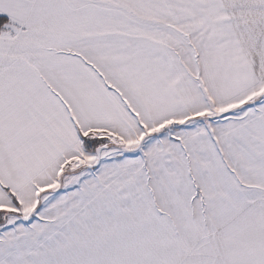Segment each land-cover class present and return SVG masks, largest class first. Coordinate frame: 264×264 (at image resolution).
Instances as JSON below:
<instances>
[{
    "label": "snow or ice",
    "instance_id": "6c2138e0",
    "mask_svg": "<svg viewBox=\"0 0 264 264\" xmlns=\"http://www.w3.org/2000/svg\"><path fill=\"white\" fill-rule=\"evenodd\" d=\"M0 264H264V0H0Z\"/></svg>",
    "mask_w": 264,
    "mask_h": 264
}]
</instances>
